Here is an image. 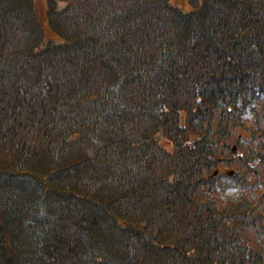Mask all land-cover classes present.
Returning <instances> with one entry per match:
<instances>
[{
    "label": "trees",
    "instance_id": "trees-1",
    "mask_svg": "<svg viewBox=\"0 0 264 264\" xmlns=\"http://www.w3.org/2000/svg\"><path fill=\"white\" fill-rule=\"evenodd\" d=\"M256 88L264 0H0V264H264Z\"/></svg>",
    "mask_w": 264,
    "mask_h": 264
},
{
    "label": "flooded vegetation",
    "instance_id": "flooded-vegetation-1",
    "mask_svg": "<svg viewBox=\"0 0 264 264\" xmlns=\"http://www.w3.org/2000/svg\"><path fill=\"white\" fill-rule=\"evenodd\" d=\"M253 96V101L250 104H247L243 102V108H244V117L248 116L251 117L257 126V141L252 139V137L249 136V134L244 130L242 125H239L238 132L240 137V155L242 161H254L255 159L247 158V149H244L247 146H250L251 142H253L255 149L261 150L264 148V88H256ZM249 98H247L248 102ZM250 102V100H249ZM261 155V154H260ZM260 155L258 158H260ZM260 161L262 163H260ZM258 166L255 167L257 174H254L255 176L251 178L252 181V187L249 186L250 176L248 172L246 171V168H242L240 172L241 177V185L243 187V194L245 195H251V196H261L264 195V155L262 157V160H259L256 163ZM247 174V176H245ZM245 176V177H244ZM248 182V183H247Z\"/></svg>",
    "mask_w": 264,
    "mask_h": 264
},
{
    "label": "rangeland",
    "instance_id": "rangeland-1",
    "mask_svg": "<svg viewBox=\"0 0 264 264\" xmlns=\"http://www.w3.org/2000/svg\"><path fill=\"white\" fill-rule=\"evenodd\" d=\"M179 1H181V0H177V2H179ZM228 170H229V168H227V169H219V170H216V172L222 173V171H228Z\"/></svg>",
    "mask_w": 264,
    "mask_h": 264
}]
</instances>
